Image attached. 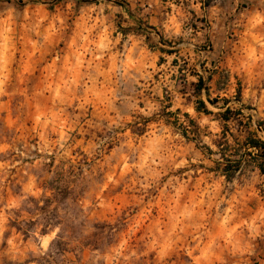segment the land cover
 <instances>
[{
    "label": "rangeland",
    "instance_id": "rangeland-1",
    "mask_svg": "<svg viewBox=\"0 0 264 264\" xmlns=\"http://www.w3.org/2000/svg\"><path fill=\"white\" fill-rule=\"evenodd\" d=\"M60 1L9 0L15 9H6L5 15L9 16L6 30L0 32V44L4 39H10L15 48L11 57L6 51L0 62V78L4 79L0 92V225L4 229L0 237V264H40L29 247L30 236L19 224L20 209L24 204L20 208L14 205L26 192H35L48 183L41 177L56 174L62 175L61 187L64 184L69 189L73 184L83 187L74 203L87 206L86 212L84 207L79 210L84 213L81 225L88 235L79 242L72 240L58 252L54 249L52 264H264V224L256 220L254 212L257 191L264 193V182L257 180L252 156L245 149V135L241 133L253 126L251 119H247L251 115L255 116L257 127L264 130V71L245 64L259 47L264 46V0H171V3L158 0L168 3L164 6L170 12L174 11L173 19L181 31L192 30L188 35L179 31L171 41L184 45L194 39L195 30H200V46L204 52L194 65L189 54L180 57L181 67L177 80L173 79L176 82L173 86L165 83L166 70L161 67L163 59L160 55L150 51L135 52L134 55H140L143 62L150 65L148 75L142 81L147 83L148 89L143 92L133 89L129 94L119 77L114 76L111 82L113 95L107 109L104 106L99 111L90 108V114L82 118L74 130L68 128L55 103V94L48 88L58 80L56 77L50 79L45 71L57 54L66 55L64 41L60 40L48 51L47 40L42 37L41 51H38L39 47L34 48L33 37L22 32L26 27L22 25L26 5H40L43 15L44 9L52 11ZM80 2L87 5L84 8L88 7V12L95 9L91 11L94 15L102 9L115 31L119 4H126L128 0ZM43 3L49 5L42 6ZM81 12L77 5L72 21H76ZM214 28L221 30L211 34ZM214 48L217 52L210 61L208 52ZM242 67L250 70L241 71ZM200 76L206 82V90L201 96L196 94L195 86ZM214 77L221 93L209 91V82ZM207 91L210 98L216 100L215 105L207 100ZM199 98L205 100L211 113L196 109ZM161 100L169 105L166 109L169 114L178 110L184 115L190 110L188 115L193 123L206 120L203 131L214 133L208 138L220 140L216 151L209 150L207 155L198 150L196 142L181 140L178 144L185 152L192 153L193 159L199 158L204 179L209 184L217 183L220 195L226 201L231 200L236 210V215L225 219L223 224L214 220L209 234L199 241L160 235L166 232L163 226L156 231L154 224L167 223L161 217L160 205L164 201L158 191L150 190V195L139 203L142 190L139 185L131 186L134 177H126L116 187L109 180L110 170L105 160L118 143V137L127 130L121 127L124 110H136L139 105L144 114L150 116L160 111ZM225 101L231 103L227 120L223 117ZM169 118L162 117L158 122L163 124ZM227 130H233L234 136L226 138L224 132ZM66 133L69 136L67 142L61 139ZM188 135L196 133L189 130ZM61 144H64L63 148ZM66 151H70V155H65ZM227 160L241 163L230 179L223 170ZM85 170L90 174L95 172L91 180L84 176ZM38 172L40 176H37ZM119 172L120 169H116V173ZM222 177L226 179L222 180ZM198 178L199 175L194 177ZM48 190L54 196L58 195L56 189ZM190 193L196 194L191 186ZM28 200H35V196H28ZM100 204L107 207H100ZM227 206L221 205V208ZM146 232L151 235L146 236ZM44 239L47 242V237ZM97 252L100 259L96 258Z\"/></svg>",
    "mask_w": 264,
    "mask_h": 264
},
{
    "label": "clouds",
    "instance_id": "clouds-1",
    "mask_svg": "<svg viewBox=\"0 0 264 264\" xmlns=\"http://www.w3.org/2000/svg\"><path fill=\"white\" fill-rule=\"evenodd\" d=\"M67 7L71 11L73 0H68ZM91 11L83 28L79 18L68 23L57 17L55 19L59 20V28L55 21H50L46 29L49 33H63L58 36L57 42L64 41L66 55L57 54L52 65L45 71L50 79L56 77L58 80H54L48 88L55 94V103L64 115L68 128L73 130L82 118L90 114V108L99 111L104 106L107 109L113 95L111 82L114 76L119 77L129 94H132L133 89L139 92L148 89L147 83L142 81L148 75L147 68L150 65L144 63L140 55H134L132 48L126 52L119 51L117 45L121 44V40L112 38L113 29L109 18L103 15L102 9L95 17L91 15ZM44 19L46 17L36 21L34 30L38 35ZM20 39L23 41L24 38ZM6 51L9 57L15 51L10 39H4L3 44H0V62L4 60ZM245 64L264 71V46L259 47ZM240 70L250 69L242 67ZM3 85L4 79L0 78V92L3 91ZM159 103L160 111L150 116L145 115L144 109L139 105L136 110H124L121 116L124 123L121 127L127 130L118 137V143L112 147L105 160L110 170L109 180L116 187L126 177H134L131 186L139 185L142 190L139 203L150 195V190L158 191L164 201L160 205L161 217L167 223L154 224L156 231L159 232L160 226H163L166 232L160 235L183 241L189 238L199 241L209 234L208 229L214 220L223 224L225 219L236 215V210L231 200L226 201L220 195L217 183L209 184L204 179L199 158L193 159V154L185 152L178 144L181 140L196 142L198 150L207 155L209 150L213 153L216 151V144L220 140L218 137L208 138L214 136V133L203 131V125L207 121L193 123L188 115L190 110L184 115H180L178 110L169 114L166 111L169 105L162 100ZM169 116L171 118L166 119L165 123L158 122L160 118ZM189 130L196 135L189 136ZM61 139L67 142L68 134ZM63 147L64 144H61V148ZM64 154L70 155V151ZM116 169H120L118 174ZM93 175L94 171L91 174L87 170L84 172L88 180ZM197 175L199 178L194 179ZM37 176H40L39 172ZM185 176L188 179H184ZM41 179H47L48 183L35 192H26L14 206L20 208L24 204V208L20 209L22 215L19 217V224L21 230L30 236L31 251L39 258L40 264H52L54 249L58 252L72 240L79 242L87 237L88 234L81 225L84 213L79 210L84 207L86 212L87 206L74 203L83 187L78 188L77 184H73L71 189L67 184L61 187V174ZM223 179L226 178L222 177ZM81 180L87 183L83 177ZM201 184L205 187L201 188ZM190 186L195 195L190 193ZM49 188L56 189L58 195L54 196ZM30 195L35 196V200L29 201ZM53 200L56 202L53 203ZM221 205L228 206L221 208ZM99 206L107 207L105 204ZM3 231V226L0 225V237ZM147 235L151 233L146 232ZM96 258L100 259L99 252L96 253Z\"/></svg>",
    "mask_w": 264,
    "mask_h": 264
},
{
    "label": "crops",
    "instance_id": "crops-1",
    "mask_svg": "<svg viewBox=\"0 0 264 264\" xmlns=\"http://www.w3.org/2000/svg\"><path fill=\"white\" fill-rule=\"evenodd\" d=\"M137 1L138 0H128L126 4H119L120 14L118 15L117 19V29L112 32V38H119L121 40V44L117 45L118 50L122 49L126 52L129 48H132L134 49V53L139 51H145L146 53L147 51H150L153 54L160 55L163 59L161 67L166 70L165 83L173 86L176 83L173 79L175 78L177 80L179 69L181 67L179 64L180 57L185 54H189L194 65V63H196V59H199V55L204 52L202 46H200L202 43L200 36L201 31L193 30L194 39H189V41L184 44L186 46L179 44L176 45V42L171 40L174 37L173 35L181 31V29L178 28V25H176L173 19L174 11L172 10V12H170L168 8L164 6L165 4L168 5V3H160L158 0H142L141 2ZM8 2L9 0H0L1 8L4 11L0 13V32L6 30V25L9 18V16L5 15L6 9L7 11H14L15 9L13 3ZM67 4L68 0H62L53 6L52 11L50 9H44L43 15L41 13V6L35 3L28 4L23 9L24 21L22 22V25L23 27L26 26L24 29H22V32H25L23 35L33 37L32 41L36 42V44H34V48L37 49V47H39V49H37L38 51H41L40 38L42 37L47 40L48 51L54 49L55 45L58 43V36L62 35L63 33L47 32L46 29L48 28L49 22L55 21L57 28L60 26L59 20L55 19L57 17L65 20L68 23H72L74 10L77 5H79L80 9H82V12L78 17L81 22V28L86 26L89 15L88 7L84 8L85 4L80 2V0H73V7L70 11L67 7ZM41 5L48 6L49 4L43 3ZM138 7H142V9H138ZM170 7H172V4ZM98 14L99 13L96 15H91L95 17ZM41 17H46V19H44L43 23L40 25L38 35L34 29L36 21L40 20ZM215 28L212 32H210L211 34H213V32H220L221 28H219V31ZM190 31L192 30H182L181 32L183 35H188ZM216 52V48H214L212 52H208L210 55V61L211 59L212 61L214 60ZM200 77H198V80H200ZM216 79L217 78L214 77L209 82V87L211 88L209 89L210 92L212 90H215L217 93L220 92V88H218V82ZM195 86H197V84H195ZM203 92H205V90ZM225 102L227 103L225 104ZM225 102L224 108L227 109L231 103L229 101ZM247 119H251L253 126H250L245 131H241V133L245 135V149L248 151V155L252 156L251 163L255 166L253 169L257 175V180L259 183H263L264 173H262L260 168V164L263 159L259 156L261 150L251 147L248 141L252 138L264 142V130H260L257 127L254 115H251V117H248ZM224 134L227 135L226 138H228L229 135L231 137L234 136L233 130H227L224 132ZM262 187H264V184ZM247 198L250 201L252 199L249 195ZM254 212L256 220L261 224H264V193H260V191H257L256 210H254Z\"/></svg>",
    "mask_w": 264,
    "mask_h": 264
},
{
    "label": "trees",
    "instance_id": "trees-1",
    "mask_svg": "<svg viewBox=\"0 0 264 264\" xmlns=\"http://www.w3.org/2000/svg\"><path fill=\"white\" fill-rule=\"evenodd\" d=\"M205 79L203 78V76L200 77V80L196 86L197 91L196 94L197 95H202L203 91L206 90V86H205ZM207 95V100L211 103V104H216V100L211 99L209 96L208 91L206 92ZM196 109L198 111H204L205 113H211L210 110H208L207 107V103L205 102V100H203L202 98H199L198 100V104ZM230 113V109L227 108L225 110V112L223 113V117H225V119H229L226 114ZM248 143L250 144L251 147L257 148L261 150V153H259V156L263 159L261 164H260V168L262 173H264V142L260 141V140H256V139H249ZM241 163L239 160H227V163L225 165L224 170V175H226L227 179H230L232 173H234L240 166Z\"/></svg>",
    "mask_w": 264,
    "mask_h": 264
}]
</instances>
